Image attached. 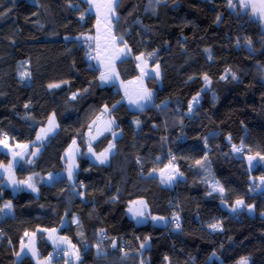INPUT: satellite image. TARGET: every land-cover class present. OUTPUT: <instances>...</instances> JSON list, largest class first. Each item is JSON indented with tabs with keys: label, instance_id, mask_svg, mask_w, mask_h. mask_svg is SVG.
Wrapping results in <instances>:
<instances>
[{
	"label": "trees",
	"instance_id": "trees-1",
	"mask_svg": "<svg viewBox=\"0 0 264 264\" xmlns=\"http://www.w3.org/2000/svg\"><path fill=\"white\" fill-rule=\"evenodd\" d=\"M240 10L231 0H118L117 35L133 56L162 68L161 77L147 78L153 103L132 110L86 60L78 36L94 32L96 17L82 0H0V140L34 142L53 114L59 126L37 157L28 154L15 168L20 181L37 176L38 194L14 191L0 177V208L14 204L13 216L0 213V264H35L15 254L25 233L52 228L76 246V264H161L164 255L176 264H237L246 257L264 264V190L257 192L264 164L250 170L246 159L264 157V34L251 11ZM118 70L125 80L138 74L133 57ZM103 114L113 129L92 140ZM73 141L81 149L74 181L64 158ZM112 141L108 163L88 157L89 148L102 151ZM10 158L0 144V164ZM167 164L181 174L168 186L151 175ZM51 173L59 175L48 183ZM217 182L223 192L213 190ZM136 199L169 224L136 223L127 209ZM237 200L244 209L222 205ZM214 223L221 227H209ZM103 234L109 239L102 246ZM121 239L130 244L125 250L115 245ZM38 245L45 257L55 250L43 234Z\"/></svg>",
	"mask_w": 264,
	"mask_h": 264
},
{
	"label": "crops",
	"instance_id": "crops-1",
	"mask_svg": "<svg viewBox=\"0 0 264 264\" xmlns=\"http://www.w3.org/2000/svg\"><path fill=\"white\" fill-rule=\"evenodd\" d=\"M84 5L87 7V11L93 14L96 17V22L94 25V32L92 34H86V35H80L78 36V39L81 40L83 45L85 46V49L87 50L86 52V60L90 62V64L96 68L100 69L101 74L105 73L108 71L106 69L105 65L109 61L111 62L112 69L114 70V78L113 80L103 83L104 85H110V84H116L120 91L123 93L124 100L128 103L130 108L133 110H141V108L137 107L136 104L130 103L129 98L131 97L133 100L136 98V95L138 93H141L144 89H148L147 87V78L153 76L152 73H146L142 75V70L139 69L138 65V59L137 57H141L144 54L138 55V56H133L131 48H129V45L123 38V42L121 40L117 39L114 43L111 40V36L114 35L117 38H120V35H117L114 23L117 19L116 16V11L114 14V18L109 16L106 18V13L107 9L105 7H97L98 4L102 5L106 3V0H82ZM116 9V7H115ZM109 19H110V24H109ZM110 30V34H109ZM98 38V39H97ZM125 42L127 47H125ZM99 44V49L97 48V45ZM146 58V63L149 64L151 67L154 65H151V61L149 58H147L146 55H144ZM130 57H133L135 60L136 64V69L138 71V74L131 79H123L120 71L118 70L119 63L123 60H126ZM145 70H150L149 68L143 67ZM156 76V75H154ZM141 78V79H140ZM137 80V81H135ZM150 91V90H149ZM128 93V95H125V93ZM151 92V91H150ZM153 103L152 101V96L151 99L147 102H144V107L151 105ZM143 107V108H144ZM142 108V109H143ZM112 119L109 117L108 114H103L101 117L96 121V123L93 126V129L95 132H102L101 134L105 132H110L113 129L114 124L112 123L110 128H106V122ZM115 132V131H114ZM115 135V134H114ZM101 137V136H99ZM92 139V138H91ZM93 140V139H92ZM81 152L80 147H78L77 142L75 144H71L70 148L66 151L64 158L66 161V169H67V175H68V170L71 167L72 168V176L71 179L74 181L75 179V174L78 171V156ZM32 157V156H31ZM24 159H21V161ZM19 161V162H21ZM17 165L14 167L11 165V163L7 165L0 164V177H3L5 179V182L8 184V186L13 189L14 191L17 186L13 185L9 179L11 176L12 179L16 181H20L18 177L16 176V171L15 168ZM69 177V176H68ZM41 179V178H40ZM27 180V179H26ZM25 180V181H26ZM39 182V179L37 180ZM37 182L35 184V191L31 190L32 192L38 194V188H37ZM48 182V181H47ZM172 183V182H171ZM24 188L26 190L27 186L26 185H19V188ZM11 202L10 200H7L4 204ZM11 209H5L4 212L1 213V217L5 218L8 216H13L14 215V204L11 202ZM2 206V208H3ZM163 225L166 226L169 224V220L164 223L163 221H160L157 225ZM54 230V231H53ZM34 234V235H33ZM43 234L47 243L51 246H53L55 249H61L65 251V254L67 255L68 258L72 259V263L76 264L77 261L80 259V254L77 251V248L75 245H73L68 238L65 236H62L59 233V230L56 228L52 229H42L39 232H31L28 234V236L24 239L22 242L23 245H29L31 243L32 248L35 250L37 255L33 256L32 251L29 248H25L23 252H21V247L18 253H20L19 256L15 254L16 260L21 261L22 258L24 257H30L34 260L35 264H39L40 261H45L48 260L50 256H42V253L40 251L39 247V237L40 235ZM21 244V245H22ZM20 245V246H21ZM161 264H176L173 255H164L162 259Z\"/></svg>",
	"mask_w": 264,
	"mask_h": 264
},
{
	"label": "rangeland",
	"instance_id": "rangeland-1",
	"mask_svg": "<svg viewBox=\"0 0 264 264\" xmlns=\"http://www.w3.org/2000/svg\"><path fill=\"white\" fill-rule=\"evenodd\" d=\"M209 55H210V51H209ZM150 64V63H149ZM149 64L146 63V58L144 55H142L141 57H139L138 59V65H139V69L142 70V75L146 74V73H152L153 74L155 73V71L157 70V66H158V69H159V75H156L158 78L161 77V74H162V68H160V65L159 64H156L154 66H150ZM146 68H149L150 70H145L143 69V67ZM262 71H263V74H264V68H262ZM207 80H205V87L204 88H207L209 85H211V79L210 77L207 76ZM141 79V78H140ZM263 80H264V76H263ZM137 81V80H135ZM195 97H198V102H200L201 100V93L197 94ZM191 105H192V110H194L193 108L197 105V102H194L192 100L191 102ZM49 120H52L53 121V130L51 132H48L47 135L45 136L44 133L41 132V129H48L49 128ZM48 120L47 122V125L42 127L37 136L40 135L43 137L42 140L40 141H37V139L34 141V142H26V143H21V142H16L15 144L12 143V142H9L7 141L8 143V146L5 147L3 144L2 147L6 150H8L9 154L11 155V158H10V163L12 166H16L18 165L21 161V159H26L27 155L28 154H31V153H36V155H31V159L32 158H35L38 156V154L42 151V145L47 141V139L49 138V136L51 135H54L58 129H59V126H58V122H57V117L53 114L51 115L50 119ZM101 133L102 132H95L94 129H92L91 133H90V136L93 140H96L99 138V136H101ZM113 134H115V138H118L120 137L122 134H121V131H115L113 132ZM37 138V137H36ZM91 144V143H90ZM110 144H113L114 145V142L112 141V143ZM26 146V147H24ZM115 146V145H114ZM107 149V148H106ZM105 149H103L102 151H96L94 150L92 147H91V151H88V157H90L91 160L99 163V164H103V163H100L99 159H97V157L100 155V153L104 152ZM115 150V147L111 150V152L109 153L108 155V159L105 163H108L110 158H111V155L113 154ZM16 153H19V155H16L14 156V154ZM249 156H256L257 158L255 160L252 161L251 165L249 164V169L250 170H253V168L258 164V163H261V164H264V160H261L260 159V155H257V153H253V154H248L246 155V159L248 161V157ZM249 162V161H248ZM162 174L166 177L168 174H172L173 176H175V179H178L179 176H181L179 170L177 169V166H172L170 164H167L166 167L162 168V169H157L156 171H153L151 173V175H154V176H162ZM51 175L52 179H49V176ZM59 174L57 173H51L49 174L47 177H46V181H48V183L50 182H53L54 179L58 176ZM31 177V183L32 184H36V179H37V176L36 175H31L29 176ZM28 177V178H29ZM27 178V180H28ZM258 186H257V192H261L264 190V183L261 182V177L258 178ZM164 185H167L168 184H171V183H163ZM28 189V188H27ZM30 189V188H29ZM135 202V203H134ZM143 202V203H141ZM235 205L232 206H229L226 202H223L222 205H225L226 207H228V209L231 211V212H234L236 210H242L244 209V206L245 204H243V206H240V207H237L236 205V202L234 203ZM132 209V211H129V209ZM128 209V215L131 219L135 220L136 223L138 224H145V223H148L149 221H152L153 223H156L158 224L160 221H163L164 223L167 221V218H165L164 216H161V215H154L151 213L150 211V208L148 207V204L146 203V201L144 199H136V201H133L130 203V205L127 207ZM235 209V210H233ZM137 210H140V211H143L144 215L143 216H136L134 213L137 211ZM249 213L250 214H255V208H252L249 210ZM153 217H160V218H163V219H153ZM149 244H150V241L146 242L144 244V248H147L149 247ZM247 259V264H250L251 263V258L250 257H246ZM241 261V260H240ZM239 261V262H240ZM239 262L237 264H239ZM142 264H145V262L142 261Z\"/></svg>",
	"mask_w": 264,
	"mask_h": 264
},
{
	"label": "snow or ice",
	"instance_id": "snow-or-ice-1",
	"mask_svg": "<svg viewBox=\"0 0 264 264\" xmlns=\"http://www.w3.org/2000/svg\"><path fill=\"white\" fill-rule=\"evenodd\" d=\"M150 2H151V0H150ZM157 2H159V0H157ZM258 3H259V8H257V4H255V3L251 4L253 12L254 13L258 12L260 14H264V0H258ZM116 6H118V0H106V3H104L102 5H100V4L97 5V7H105L107 9L106 18L109 17V16L114 18L115 7ZM244 7H246V8L249 7V4L248 3H244ZM109 24H110V19H109ZM109 34H110V30H109ZM117 39H119V40H121V42H123V38L122 37L117 38L114 35L111 36V40H112L113 43ZM125 47H127L126 42H125ZM97 48L99 49V44L97 45ZM137 59H139V57H137ZM105 67H106V69H108V71H106L105 73L101 74L100 81L102 83H107V82L113 80V78H114V70L112 69L111 62L109 61L108 63H106ZM22 75H27V74H22ZM154 75H159L158 66H157V70L155 71ZM233 76H235L234 73H233ZM207 79H208L207 76H205V80H207ZM49 87H59V85H49ZM125 95H128V93L126 92ZM151 96H152V93L149 90L144 89L141 93H138L136 95V98L134 100L130 97L129 98V102L136 104L137 107L142 109L144 107V102L149 101L151 99ZM193 101L198 103V97H193ZM26 107H27V105H26ZM114 107H115V105H113V108ZM191 110H192V105L190 104L189 105V111H191ZM104 111L105 112L108 111L107 106H105ZM112 123H113V121H111V120L107 121L106 122V128H110ZM137 123H139V122H137ZM49 125L50 126H49L48 129H41V132L44 133L45 136L47 135L48 132H51L53 130V127H52L53 126V121L52 120H49ZM42 139H43L42 136H40V135L37 136V141H40ZM0 144H3L5 147H7L8 146L7 139L5 138L3 140H0ZM73 144H75V141H73ZM24 147H26V146H24ZM114 147L115 146L113 144H110L108 146V148L104 150V152L100 153V155L97 157V159H99L100 163H105L107 161L108 155H109V153L111 152V150ZM233 148H234V150L236 152H241L243 150L242 146L241 147H236L234 145ZM89 151H91V148H89ZM16 155H19V153L14 154V156H16ZM31 155L34 156V155H36V153L35 152L31 153ZM257 155H259V154H257ZM256 158H257L256 156H249L248 157L249 164L251 165L252 161L255 160ZM260 159L264 160V157H260ZM29 163H30V161H29ZM196 163L200 164L201 161H196ZM68 176H69V179H71V176H72V168L71 167L68 170ZM9 179H10V181H11V183L13 185L17 186L15 190H21L19 188V185H21V184L26 185L27 188H30L33 191L36 190L35 189V185L31 183V179H32L31 177H29L28 180H26V181H16V180L12 179L11 176L9 177ZM49 179H52L51 175L49 176ZM174 179H175V176H173L172 174H168L166 177L163 174L161 176L162 183H171V182H173ZM261 182L264 183V177H261ZM217 185H218V182H217V184L213 185V190H219L220 192H223L224 189L222 187L217 188ZM141 203H143V202H141ZM243 204H244V202L242 200H237L236 201L237 207L243 206ZM11 207H12L11 202H8V203L4 204L3 208H0V213L4 212L5 209L10 210ZM247 207L250 210L252 206L248 205ZM233 210H235V209H233ZM129 211H132V209L130 208ZM134 214L136 216H143L144 215L143 211H140V210H137ZM153 219L155 220V219H163V218L153 217ZM176 227L177 228L180 227L178 221L176 223ZM209 227H211L212 229L216 230V229H219L221 227V225L219 223H214V224L209 225ZM25 236H28V233H25ZM113 246L115 247V245H113ZM26 247L29 248L32 251V255L33 256L37 255L35 250L32 248L31 243L29 245H23L22 244L21 245V252H23ZM140 247L143 248L144 244H141ZM16 255L19 256L20 253H17ZM215 255L216 254L213 253L212 257H215ZM212 257H210L209 259L211 260ZM49 261H50V258H49V260L40 261L39 264H49ZM239 264H247V259L246 258H242L241 261L239 262Z\"/></svg>",
	"mask_w": 264,
	"mask_h": 264
},
{
	"label": "built area",
	"instance_id": "built-area-1",
	"mask_svg": "<svg viewBox=\"0 0 264 264\" xmlns=\"http://www.w3.org/2000/svg\"><path fill=\"white\" fill-rule=\"evenodd\" d=\"M5 138L7 139L6 135L3 137V139ZM177 221L179 222V219L177 218V216H174L172 220V225L176 226ZM2 238H4V230L2 227H0V240ZM107 239H109L107 234H103L100 240V244L103 246ZM114 242L116 246L117 244L119 245L118 247L121 250H125L130 246V244L127 243V241H125L124 239H121L120 241L114 240ZM49 258H50L49 264H72L73 261L72 259L68 258L67 255L65 254V251L61 249L54 250Z\"/></svg>",
	"mask_w": 264,
	"mask_h": 264
},
{
	"label": "water",
	"instance_id": "water-1",
	"mask_svg": "<svg viewBox=\"0 0 264 264\" xmlns=\"http://www.w3.org/2000/svg\"><path fill=\"white\" fill-rule=\"evenodd\" d=\"M236 2H238V5L241 8L240 11L243 15H247V12L251 11L250 16L252 20L255 21L257 24L259 23L260 29L264 34V14H260L258 12L254 13L251 7V4L255 3L257 4V8H259L258 0H231V6H233ZM244 3H248L249 7H244Z\"/></svg>",
	"mask_w": 264,
	"mask_h": 264
}]
</instances>
